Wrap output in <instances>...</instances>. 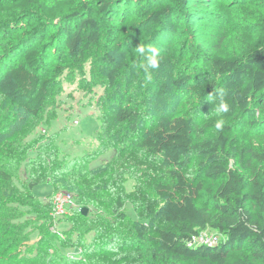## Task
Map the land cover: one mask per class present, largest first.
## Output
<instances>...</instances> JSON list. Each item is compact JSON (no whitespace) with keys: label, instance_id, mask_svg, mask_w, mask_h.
<instances>
[{"label":"rangeland","instance_id":"obj_1","mask_svg":"<svg viewBox=\"0 0 264 264\" xmlns=\"http://www.w3.org/2000/svg\"><path fill=\"white\" fill-rule=\"evenodd\" d=\"M13 1L16 0H0V7ZM37 1L53 6L60 0ZM68 1L71 11L79 15L74 20H48L35 3L27 8L0 10V75L12 63L22 59L24 48H34L38 51V73L52 79L47 101L36 117L0 95V143L6 145L15 139L20 142L21 137L35 152L41 151L44 155L56 145L59 152H55V156L60 161L86 154L90 156L89 167L117 156L114 163H118L116 169L120 173L114 178L116 183L111 184L112 193H105L99 204L104 206L98 210L77 203L72 192L55 190L49 184L34 186L32 193L35 196L29 198L26 182H18L14 173L13 182L20 191L22 209L41 211L49 205L48 211L51 210L48 216L29 214V228H38V232L32 233L28 244L39 240L46 230L58 239L68 237L72 234V223L80 216L75 210L86 207L90 218L85 224L98 227L106 223L109 234L101 239L110 242L99 251L92 245L84 249L82 241L78 247L61 246L63 255L75 259L66 264H103L92 256L96 253H105L109 257L125 253V259L132 264H166L151 256L152 248H156V234L151 233L153 238L148 242L132 244L123 240L124 236L132 235L131 228L141 222L151 229L162 225L155 215L163 204V199L156 193V185L170 186L172 178L159 159L137 149L136 135L126 124L117 122L115 111L130 107L139 113L140 131L165 118L185 114L192 119L194 140L214 136V125L207 121L217 116L219 101L209 102L208 94L200 98L188 87L213 77L210 59L217 46L235 56L254 49L256 29L264 22V0H110L108 10L92 15L100 26V39L83 59L69 52L64 28L75 30L87 14L84 6L98 8L103 2ZM166 6L169 11L157 22L149 19L150 13ZM138 45L159 49V68H146L152 74L151 81L145 79V68L141 67L145 58L135 54ZM112 67H120L113 82L109 76ZM179 77L188 78L176 85L174 80ZM254 119L258 120L255 126H251L248 118L238 123L236 134L240 138H248L256 131L264 132V114L257 112ZM30 153L35 159L37 155L33 151ZM222 155L227 158L229 168L243 177L249 176L236 157L228 152ZM210 162L208 156L197 154L186 156L183 162L186 181L193 187L201 186L196 202L206 208L213 207L215 189L223 180L206 176L205 169ZM77 167L72 166L68 172ZM255 167L264 179V161L256 162ZM57 193L65 196L66 212L55 210L53 198ZM117 196L123 203L119 210L125 214L123 223L114 213ZM249 205L253 207V204ZM94 215L99 216V220L94 219ZM81 239L89 243L91 234L81 235ZM221 239L216 231L205 229L199 231L193 243H218ZM2 243L0 239V246ZM4 247L1 246L0 251ZM44 249L42 247V251ZM46 250L49 256L53 254V249ZM123 261L115 263L124 264Z\"/></svg>","mask_w":264,"mask_h":264},{"label":"trees","instance_id":"obj_2","mask_svg":"<svg viewBox=\"0 0 264 264\" xmlns=\"http://www.w3.org/2000/svg\"><path fill=\"white\" fill-rule=\"evenodd\" d=\"M101 2L103 4L98 8L84 6L87 14L75 30L64 28L69 52L78 55L80 59L100 39V26L92 15L108 10L110 0ZM31 3H35L48 20H74L79 17L76 11H71L68 0L57 1L53 6L37 0H16L1 6L0 10L27 8ZM168 11V6L163 7L150 13L149 19L155 23ZM253 45L252 51H244L241 56L232 55L217 46L216 53L210 59L213 77L188 87L200 98L211 93L214 100L219 101L222 95L230 104L229 111L222 114L227 121L224 129L212 137L194 140L192 119L185 114L165 118L140 131L139 113L130 107L115 111L117 122L126 124L129 131L136 135L137 149L159 159L169 169L172 178L170 186L163 183L156 185V193L163 199V204L155 211V215L162 225L151 229L141 222L137 227L131 228L132 235L124 236L123 239L132 244L137 241L148 242L153 238L151 233L156 234V248L151 250V256L156 260L166 264H264V179L255 167L256 162L264 161V132L256 131L248 138H240L236 134L238 123L242 119L248 118L251 126H255L258 123L254 119L257 112L264 114V22L256 29ZM105 59L112 63L109 57ZM37 64L38 51L24 48L22 59L12 63L0 75V95L33 117L40 113L46 103L52 84L51 78L38 73ZM119 68H110L111 82L115 80ZM187 78L179 77L174 83L178 85ZM217 118L212 117L207 123L214 125ZM98 139L102 142L101 137ZM55 147L44 155L41 151L35 152L20 137V142L15 139L0 148V239L3 240L1 246H5L0 251V264L72 263L75 259L63 255L61 246L78 247L77 244L82 241L84 249L92 245L95 246L94 250L99 251L110 242L101 239L109 234L106 223L98 227L85 224L90 217L88 214L82 215L78 208L75 212L80 216L71 225V235L58 239L46 230L39 240L28 244L32 233L38 232V228H29V214L48 216L51 210L48 211L49 205L41 211L23 210L19 199L20 191L13 182L14 173L18 182H26L29 198L35 196L32 193L34 186L49 184L55 190L72 192L76 195L77 203L96 210L104 206L99 205L101 199L106 196L105 193H112L111 184L116 183L114 178L120 173L116 169L118 163H114L117 156L89 167V155L60 161L55 156V152H59ZM32 151L37 155L35 159L30 153ZM227 152L248 170L247 178L226 165L227 158L222 153ZM192 154L208 156L210 159L211 162L205 169L207 177L223 178L215 189V203L211 208L197 204L196 197L201 186L193 187L183 174L184 158ZM72 166L78 167L68 172ZM115 201L114 213L117 214L118 221L123 223L125 214L119 211L123 203L119 196ZM250 203L253 207H250ZM94 219L99 220V216L94 215ZM205 229L216 231L222 239L216 244H194L193 239L198 236L199 231ZM87 234H91L89 243L81 239V235ZM42 247H45L44 251ZM46 248L53 249V254L49 256ZM55 253L56 257L52 258ZM92 256L103 264H116L121 260H124V264H132V261L125 259V253L116 257H109L105 253Z\"/></svg>","mask_w":264,"mask_h":264},{"label":"clouds","instance_id":"obj_3","mask_svg":"<svg viewBox=\"0 0 264 264\" xmlns=\"http://www.w3.org/2000/svg\"><path fill=\"white\" fill-rule=\"evenodd\" d=\"M135 54L138 57L145 58V63L142 64L141 67L145 68V79L147 81H151L152 74L147 72L146 68L150 67L151 69H154V70L159 68L160 62H161L159 49L152 45H138L135 49ZM220 91L218 92V94L220 93ZM213 99H215L213 94L211 93L208 94L207 100L210 102ZM229 108H230V104L221 95L219 98V103L218 105H216V115L218 117L214 124V128L216 132H221L224 129L227 121L223 118L222 114L227 113L229 111Z\"/></svg>","mask_w":264,"mask_h":264},{"label":"built area","instance_id":"obj_4","mask_svg":"<svg viewBox=\"0 0 264 264\" xmlns=\"http://www.w3.org/2000/svg\"><path fill=\"white\" fill-rule=\"evenodd\" d=\"M64 199H65V196L63 194H61V193H57V194L54 195L53 200H54V205H55L56 212L63 211V209L65 210V212L67 211L65 209V206H64V205H66ZM207 244H216V243L208 242ZM70 256H72V255H70Z\"/></svg>","mask_w":264,"mask_h":264},{"label":"water","instance_id":"obj_5","mask_svg":"<svg viewBox=\"0 0 264 264\" xmlns=\"http://www.w3.org/2000/svg\"><path fill=\"white\" fill-rule=\"evenodd\" d=\"M80 212L82 213V215H86L87 214V208L86 207H81L80 208Z\"/></svg>","mask_w":264,"mask_h":264}]
</instances>
